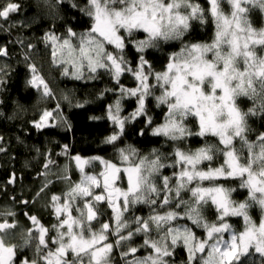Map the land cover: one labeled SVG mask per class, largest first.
<instances>
[{"label": "trees", "instance_id": "16d2710c", "mask_svg": "<svg viewBox=\"0 0 264 264\" xmlns=\"http://www.w3.org/2000/svg\"><path fill=\"white\" fill-rule=\"evenodd\" d=\"M129 1L106 0L103 4L109 10H121ZM166 2L184 17L185 26L167 33L164 29L149 33L119 27L121 48L100 35L97 41L104 55L120 63L122 71L99 66L93 73L74 78L54 60L49 36L76 39L79 34L95 32L90 1L0 0V223L8 225L0 232L8 231L17 260L23 257L29 263L37 259V264H43L40 257L47 243L54 247L50 240H59L66 230L63 227L58 232L48 200L63 196L83 176L100 174L103 166L99 159L119 167L138 166L141 178V188L128 195L127 209L121 208L117 214L119 235L111 229L114 215L106 202H95L93 196L72 200L70 213L81 222L82 233L100 231L109 224L105 234L112 247L110 264H210L212 237L208 234L213 228L225 224L237 236L264 219L262 195L251 192L246 176H196L198 171L225 167L227 148L216 135L200 133L193 113L176 107L172 116L180 131L156 130L171 114L174 100H160L168 84L154 75L192 46L202 47L205 59L216 70H222L231 56L225 40L216 42L218 20L211 0ZM248 9L249 22L261 27L260 7ZM140 62L146 64L149 92L143 112L133 117L139 99L132 93L138 86L134 71ZM237 63L235 68L243 71V80L236 77L232 101L241 130L232 147L237 161L264 184V77H250ZM32 71L44 79L49 95L31 85ZM210 84L211 79L203 80L205 89ZM45 110L54 112L58 121L38 129L35 123ZM111 111L121 118V126L110 118ZM74 157L90 159L83 166L84 173L77 170ZM186 168L194 175H184ZM115 183L127 189L124 171L120 170ZM206 188L225 190L230 204L240 211L222 216L214 201L199 196L198 190ZM87 203L95 212L91 221L82 212ZM190 236L202 244V250L196 243L190 250ZM223 237L226 242L229 234L225 232ZM36 250L41 254L37 256ZM250 253L229 264H264V256ZM75 256L69 255L70 260H77ZM89 258L82 262L89 264Z\"/></svg>", "mask_w": 264, "mask_h": 264}, {"label": "rangeland", "instance_id": "374dc122", "mask_svg": "<svg viewBox=\"0 0 264 264\" xmlns=\"http://www.w3.org/2000/svg\"><path fill=\"white\" fill-rule=\"evenodd\" d=\"M89 1L95 32L79 34L76 39L73 37L49 36L54 60L57 65L71 72L74 78H82L86 73H93L99 66L105 68H111L112 66L117 72L122 71L120 63L104 55L103 46L97 41L100 35L121 48L123 43L122 36L118 32L119 27L127 28L128 31L135 27L149 33H158L164 29L163 32L167 33L168 30L178 31L182 25H186L184 17L175 10L172 3L166 2V0H131L127 8L121 10H118L117 7H112L113 10H109L103 4L106 0ZM211 1L216 9V11L214 9L215 18L218 20L216 42L221 39L225 40L230 48L231 56L227 58L228 60L226 59L227 63L222 70H216L215 65L205 59L204 49L192 46L175 55L164 71L154 75L168 84V88L160 100L165 101L168 98L174 100L173 106L169 107V110H172L171 114L156 130L168 133L176 132V130L180 131L179 123L174 121L172 116L177 109L176 107H182L185 111L193 113L199 120L200 133L216 135L224 147L227 148L225 167L211 169L207 172L198 171L196 176L214 178L246 176L251 192H258L262 195L264 208V184L250 171L249 167L243 166L237 161L232 147L234 139L239 136L241 130L239 113L232 101V85L234 81L237 82V76L243 80V71L238 72L239 69L235 68V63L240 61L237 64H241L250 77H264V0ZM249 6H258L262 10L263 24L261 27H255L249 22ZM9 8L14 9V6ZM257 47H260L261 50ZM104 57L107 58L108 63L104 61ZM101 59L103 62H101ZM145 68V62H140L134 71L138 86L132 90V93L138 96L139 99L138 108L133 117H137L143 112L144 98L149 92V79ZM207 78L211 79L209 89L203 87V80ZM30 83L42 95L47 96L50 94L44 79L34 71H32ZM110 118L118 126H121L122 120L116 111L110 112ZM57 121L58 118L54 112L45 110L35 126L41 129L54 125ZM99 161L103 166V171L100 174L85 175L79 182L70 187L63 196L57 195L48 200L51 202L54 216L58 222L56 225L58 232L61 233L63 227L66 230L59 240H50L53 244L55 243L54 247H50L49 242L47 243V250H45L43 257H40L43 264H85L82 261L86 260L88 255L91 264H110L107 260L112 247L108 243V237L105 234L109 224H106L100 231L82 233L81 222L70 213L72 200L81 196L83 198L93 196L95 202H106L107 207L112 210L114 215L111 229L114 234L119 235L122 230L118 227L120 222L117 224V214L121 208L127 209L129 204L127 197L135 194L141 188V178L138 166L126 165L119 167L110 162L105 163L102 159H99ZM187 161L192 162L193 160L188 159ZM72 162L80 173H84L83 166L88 164L90 159L74 157ZM120 170L126 174L127 189L125 186H117L115 183ZM183 174L191 177L194 172L186 168ZM198 194L200 197H208L214 201L221 210L222 216L235 214L241 209L234 208L230 204L227 192L223 189H200ZM121 200H124V204ZM122 205H125L126 208ZM85 208L82 209V212L87 214V220H93L95 212L88 203ZM225 232L229 234V239L226 242L223 237ZM208 235L209 238L212 237L210 258L207 259L210 264H229L239 255L252 254L250 252L264 256V219L256 226L249 225L245 231L237 236L229 232L225 224L213 228ZM8 236V231L7 233L0 232V254L10 253V260L7 264L38 263L37 259L29 263L23 257L17 260L16 247L8 242ZM40 236L39 240L41 242ZM195 243V238L190 236L187 241L190 250L194 248L192 246ZM25 246L28 247V245ZM195 247L200 250L203 248L200 243H196ZM251 248L253 251H249ZM35 254L38 256L41 254V250H36ZM69 255H78L75 256L77 260H70ZM83 256L85 258L80 260V257Z\"/></svg>", "mask_w": 264, "mask_h": 264}, {"label": "water", "instance_id": "95a60500", "mask_svg": "<svg viewBox=\"0 0 264 264\" xmlns=\"http://www.w3.org/2000/svg\"><path fill=\"white\" fill-rule=\"evenodd\" d=\"M5 15V14H4ZM14 176H11L10 183L13 182ZM25 203V201H23ZM8 225L6 223H0V231H3ZM9 261L8 253H4L0 255V264H7Z\"/></svg>", "mask_w": 264, "mask_h": 264}, {"label": "flooded vegetation", "instance_id": "af4514ba", "mask_svg": "<svg viewBox=\"0 0 264 264\" xmlns=\"http://www.w3.org/2000/svg\"><path fill=\"white\" fill-rule=\"evenodd\" d=\"M5 253V252H4ZM4 253H2V254H4ZM1 255V254H0ZM8 257H9V260H10V253H8Z\"/></svg>", "mask_w": 264, "mask_h": 264}]
</instances>
